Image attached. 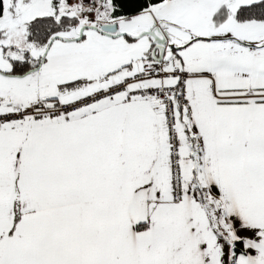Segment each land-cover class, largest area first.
<instances>
[{"label": "snow or ice", "instance_id": "1", "mask_svg": "<svg viewBox=\"0 0 264 264\" xmlns=\"http://www.w3.org/2000/svg\"><path fill=\"white\" fill-rule=\"evenodd\" d=\"M0 264H264V0H0Z\"/></svg>", "mask_w": 264, "mask_h": 264}]
</instances>
